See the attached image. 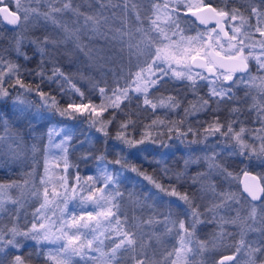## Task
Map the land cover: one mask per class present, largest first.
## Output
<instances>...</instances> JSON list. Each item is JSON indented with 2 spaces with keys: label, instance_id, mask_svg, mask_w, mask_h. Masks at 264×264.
<instances>
[{
  "label": "snow or ice",
  "instance_id": "6c2138e0",
  "mask_svg": "<svg viewBox=\"0 0 264 264\" xmlns=\"http://www.w3.org/2000/svg\"><path fill=\"white\" fill-rule=\"evenodd\" d=\"M10 2L11 0H9ZM20 3L21 0H16L17 8L12 10L5 3V0H0V14L3 16V21L16 29L26 27L31 15H41L35 8L30 10L25 8L22 18L19 14L21 12ZM62 3V7H55L54 4H50V11L42 14L44 19H51L54 24H57L55 14L68 10L77 11L72 8L71 0H62ZM97 3L101 8L106 7L104 0H97ZM121 5L127 9L126 0H121ZM119 6L117 5V7ZM154 7L157 14L155 19L151 20L152 27L147 30L137 29V32L141 33V41L138 43L133 42L132 33L124 28L117 29L114 35H108L102 31L101 17L103 13H100L98 16L84 15V29L90 33V35H86L87 44L83 43L80 29L69 31L62 24L59 27L66 33L64 40H57L50 36L29 40L28 43L33 45L40 55V63L34 70H22L19 64L10 59L6 60L3 55H0V101L10 96L9 87L19 86L27 92L32 91L31 86L25 85L23 81V71H27L29 75L38 76L42 82L46 80L50 83H60L61 81L71 83V78L56 66L55 55L50 49H58L63 43L71 40L79 52L90 58L89 45L93 43L96 37H103L105 40L118 38L121 44L125 43V37H127L129 52L135 50L137 54L145 56L144 64L140 65L139 71L134 73V79L133 74H129V79L133 81L135 86L133 87L126 80L124 86H121L117 81L116 87L112 89L106 90L104 87H99V93L103 98L99 105L93 104L90 100L88 103H69L66 108L58 109V112L61 117L87 113L91 125L96 127L98 132L103 133L106 140L115 139L120 142L123 146L121 152L125 148L143 151L139 146L144 145L146 141L150 140L152 143L160 141L159 137L153 138L148 132L143 133L140 139H136L133 135L136 121L131 119L130 114L127 119L117 124L113 136L108 126L115 122L116 110L122 111L121 105L125 102L131 104L133 99L139 101L138 108L150 109L153 113L158 108H167L169 111L179 108V101L176 97L156 95L172 78L188 81L189 87L194 92L199 87L198 82H205L209 91L206 98L201 97L199 99L200 108L213 113H215V109L212 108V104L218 108L220 104L226 101H234L236 97L233 90L239 89L241 85L246 89L250 86L256 87L260 93L264 94V76H254L249 66L250 62L254 61L257 73L264 72V24L261 23L264 22V10L253 6L248 10L249 15L245 16L240 9L230 8L228 0H224L223 7L214 6L212 3H207L206 0H197L195 4L188 3L185 5L186 14L190 13L191 16L196 17L200 24L205 26L206 31L199 32L195 36H184L183 30L179 28L175 19L180 15L176 7L169 9L168 4L165 3L162 14L160 4H156ZM79 15L83 14L80 13ZM162 17L163 24L161 23ZM253 18L256 20L255 24L251 22ZM137 20L139 21V15H137ZM104 22L106 23V20ZM210 22H214L215 26L207 28ZM173 27L176 28V31H171ZM170 31L171 35H169ZM256 34L259 35V39L255 38ZM177 36H179L178 39L175 38ZM23 47V37H16L14 44L16 56L17 58L23 57L27 61L30 57L23 51ZM46 63L53 64L51 75L47 73ZM13 77H15V84H9ZM6 84L8 87H5ZM60 87L63 90L62 83H60ZM72 88L81 97L84 96V93L76 88L75 84H72ZM36 91L44 99L45 104H49L50 101L51 105H55L54 97L44 93L39 86H37ZM109 91L111 95H108ZM247 95L246 92L245 96L247 97ZM12 107L14 110L5 114L3 105L0 104V125L3 126L5 133L10 126V121L15 123L18 120L35 119V117H30L27 114L26 107H18L15 102ZM109 109L113 110L111 118H104L103 114ZM253 109L257 112L258 122L262 125L261 131H264V120L260 119L264 116V106L254 105ZM185 113H188V109H185ZM240 113L239 107L231 108L232 119L226 122H222L219 116L214 114L212 120L207 123V127L203 130L205 138L219 134L234 140L241 149H247L249 146L244 142L246 129L240 127L237 130L235 127L236 124L240 123L237 119ZM163 124L164 121L153 119L150 125L144 127L154 128ZM130 129L132 131H129ZM174 130L180 137H185L189 132L194 135L198 134L190 127L186 132L183 131L180 124H177ZM168 131L172 132L173 129L169 128ZM62 133L63 138L55 144V147L66 153L65 145L71 136L65 133L63 129L58 130L55 127L49 129L48 141L51 144L53 136H60ZM258 138L264 141V136ZM3 139L4 137L0 136V143L3 142ZM160 143L162 144V142ZM261 151L264 152V147ZM100 159L103 160V157ZM210 159L213 161L209 164L210 170L216 168L224 171L219 164L215 163V154ZM113 163L123 167L126 161L118 158ZM68 167L67 159H65L64 170L67 171ZM131 171L144 176L161 193L176 197L188 206L191 223L186 227L184 220L178 222L179 247L174 249L176 259L169 262V264H186L188 255L192 252L188 245L192 243L196 224L201 222L200 217L203 215L199 211L198 205L195 204V193L190 194L187 191L181 192L179 190V182L183 179L181 173H176L174 177L170 176L169 179L174 178L177 183L166 188L157 182L153 176L141 172L136 167H132ZM163 171L165 175L168 174L167 169ZM48 172V161L45 160V177L40 180L41 185H43V203L34 213L31 227L27 230H19L13 224L7 231L0 228V264H26L21 255L13 254V250H19L22 247L18 237L35 240L38 243L48 242L57 245L54 250L47 252V259L52 264H74V257L77 256L84 261V264H119L120 257L118 254L121 252L132 253L130 258L134 264H155V262L149 261L147 253L142 251V245L140 246L141 251L137 252L140 237L132 230V226L127 224L126 219H120L118 198L123 197V193L117 187L120 183V173L114 174L105 166L99 177L89 176L84 184H79L80 178L77 176L75 178L77 183H73L71 187H68L67 179L61 175L57 183L64 191H57L56 184H53L50 192L49 184L51 181L46 179ZM198 177L203 179L205 175L197 174V177H193L194 184L198 182ZM252 179L255 180L256 177ZM98 182L101 185L99 187L96 186ZM6 187L8 186L0 184V193H3ZM244 190L252 201L258 202V205L254 204L251 207L246 218L255 222L257 209L259 208L260 212L264 213V187L259 184L245 185ZM77 193H79L78 207L80 209L78 213L76 211L67 212L62 209L59 216H56L54 212L52 217L46 213L42 215V210L47 206L67 205L68 201L74 198ZM32 195L39 196L40 193L33 191ZM231 199L230 195L222 194L220 203L214 207H227L228 201ZM4 206V198L0 196V212L4 210ZM260 220L264 223V215H261ZM225 223L235 224L236 220L225 221ZM168 230L171 231V229ZM260 231L264 236V228H261ZM226 235L227 233L221 232V238ZM105 240L111 241L110 251L102 250L105 247ZM206 248L207 244L201 242L199 251L204 252ZM242 250L247 252L248 264H264V241L253 246L248 244L243 236L238 241L235 253L222 256L215 264H235L236 255ZM95 253H99V259L94 255ZM172 255L173 253H169V257Z\"/></svg>",
  "mask_w": 264,
  "mask_h": 264
},
{
  "label": "trees",
  "instance_id": "16d2710c",
  "mask_svg": "<svg viewBox=\"0 0 264 264\" xmlns=\"http://www.w3.org/2000/svg\"><path fill=\"white\" fill-rule=\"evenodd\" d=\"M25 1L30 5V8L38 10L41 14L39 15L40 18H32L24 29L21 28V33L18 34L16 32L17 29L8 30L0 25V55H3L6 60L10 59L14 63L19 64L22 70H34L40 63L39 53L28 41L36 37L43 38L44 36L64 40L66 33L59 27L61 24L66 26L69 31L80 29L83 43L87 44L86 35H90V33L84 29V15L98 16V14L103 13L101 17L102 31L108 35H114L117 29L124 28L132 33L133 42L138 43L141 41L139 40L141 33L137 32V29H148V22L153 15V7L159 3H169L167 0L166 2L165 0H126L127 9H124L123 5H121V0H104L106 5L104 8L99 6L97 0H71L72 8L77 11L68 10L55 14L58 23L54 24L51 19L45 20L42 14L50 11V4H54L55 7H62V0H45V3H40L43 0ZM242 1L244 2L243 8L240 5ZM258 1L260 0H228V6L230 8H238L245 14L253 6L260 8L257 4ZM206 2L212 3L217 7L224 6L221 5L224 0H206ZM5 3L12 10L15 9L13 0L10 3L9 0H5ZM188 3L185 1L184 4L175 6L180 13L178 24L179 28L183 30L184 36H195L194 34L196 33L194 32H202L204 27H197L192 18L182 16L181 10H185V5ZM117 5L120 6L117 7ZM168 7L169 9L173 8L172 4L168 5ZM80 13L83 15H79ZM137 15H139V21L137 20ZM105 20L106 23L104 22ZM151 27L152 25H150L149 29ZM108 30L111 31L109 32ZM16 37H23V51L30 57L29 60L26 61L23 57L17 58L14 51ZM175 38L178 39L179 37ZM89 48L91 50L90 58L79 52L71 40L63 43L58 49H50L55 55L56 66L71 78V83L60 82L63 84V90L60 87V83H50L46 80L42 82L38 76L29 75L27 71L22 72V78L25 85L31 86V92H27L19 86L9 87L10 96L3 102L0 101L5 114L14 110L10 108L8 103L10 98L15 95L26 99L27 102L30 101L31 106L40 108L41 112L39 119L18 120L15 123L10 121L7 133H5L3 126L0 125V136H3L4 141L11 146L10 163L3 161V155L0 153V183L12 184L13 182H20L30 172V168H33V164L37 165V168L45 164L46 157L52 153L49 148L50 143L47 135L51 125L66 127L67 133L71 136L70 141L66 145L67 152L64 156L69 165L67 177L76 175V177L85 178L92 176L96 178L100 176V173H95V171L99 167L105 166L114 174L120 173V183L117 185L123 193V197L118 199L120 216L122 212L130 221H133L134 217L143 219L150 214H161L171 216L177 221L183 217L185 224L188 223L189 215L191 222V214L187 205L176 197L161 193L144 176L132 172V167H136L141 172L153 176L157 182L166 188L177 183L174 178L169 179V177H174L176 173H181L183 179L179 182V190L181 192L187 191L190 194L195 193V204L198 205L199 211L203 213L202 216L206 219L208 218L204 211H207L210 207V190L226 188V181L224 180L228 178L226 172L231 171L232 176L230 183H228L229 188L226 191L233 194L240 192L236 179H238L241 172H253L256 177L258 176L257 179L259 181L264 180V155L253 157L251 155L240 154L238 156L235 154V157L227 159L226 165L222 166L224 171L206 169V167H201L197 163L198 161L206 163L207 159H202L198 155L208 152L212 145L221 146L222 142H228L225 137L219 134L205 138L203 130L207 127V123L212 120L214 114L218 115L222 122H226L232 119L230 109L239 107L241 113L237 119L240 123L235 125L236 129L238 127L252 126L249 122L257 115L253 106L262 104L260 96L264 97V94L251 86L243 90L236 89V99L234 101H226L220 104L218 108L215 104H212L215 113L200 108L199 99L201 97L206 98L208 92L207 90L201 92L203 90L202 87H205L203 82H198L199 87L194 92L189 87L188 81L168 80L169 84L167 82L156 95L176 97L180 106L173 111L163 108L162 111L156 110L153 113L150 109L138 108L137 104L139 101L135 99H133L131 104L125 102V104L121 105L122 111L116 110L115 122L108 127L114 136L117 124L127 119L130 114L131 119L136 121L135 132L133 133L136 139H140L143 133L148 132L151 137H159V141L162 142L161 144L160 142L152 143L150 140L146 141L144 145L139 146L143 151L125 148L121 152L123 146L120 142L115 139L106 140L103 133L98 132L96 127L91 125L90 120L87 118V113L84 115L74 114L72 117H61L58 109L66 108L69 103L81 104L88 103L90 100L93 104L99 105L103 99L99 93V87H104L106 90L112 89L116 87L117 81L121 86H124L126 80H128V83L131 80L129 79V74L131 73L134 76V73L139 71V66L143 65L146 59L144 55L137 54L135 50L129 52L127 37H125L124 44H121L118 38L105 40L103 37H96L93 43L89 45ZM45 68L48 75H51L53 64L46 63ZM9 84H15V77L9 81ZM72 84H75L76 88H79L84 93L83 97L74 91ZM37 86L44 93L55 98V105H51L50 101L49 104H45L44 99L36 91ZM5 87H8V84ZM246 92L248 93L247 97L245 96ZM108 95H111L110 91ZM185 109H188L187 114ZM112 111V109H109L108 112H105L103 114L104 118H111ZM46 113L47 115L44 116ZM153 119L162 120L164 124L154 128H145L144 126L150 125ZM177 124H180L185 132L190 127L198 134L194 135L189 132L185 137H180L174 130ZM169 128H172L173 131L169 132ZM129 131L132 130L130 129ZM101 157H103V160L100 159ZM118 158L126 161L123 167L113 163ZM260 158L263 159L261 164L258 163L261 160ZM164 169L168 170L167 175L164 174ZM197 174H204L205 178L200 179L198 177V182L194 184L192 178L197 177ZM207 182L212 184L211 189ZM244 199L246 198L244 197ZM146 205H150L149 209ZM13 210V206L10 208L4 207L0 216V227L3 225L2 228H9L14 224L12 222L16 214L13 213ZM182 210L188 211V215L187 213L182 215ZM21 218L23 217L19 216L18 220H16L19 223L18 225H24V223H21L23 221ZM260 226L264 228V224ZM202 227L205 230L208 229V225H202ZM195 228L198 230L197 226ZM197 230H195V233ZM205 236L207 237V235ZM231 252L229 250L228 253ZM17 254L22 256L26 264H52L47 259L44 248H38L34 244L22 245ZM74 264H84V261L80 257L74 258Z\"/></svg>",
  "mask_w": 264,
  "mask_h": 264
},
{
  "label": "rangeland",
  "instance_id": "374dc122",
  "mask_svg": "<svg viewBox=\"0 0 264 264\" xmlns=\"http://www.w3.org/2000/svg\"><path fill=\"white\" fill-rule=\"evenodd\" d=\"M167 1L169 2L168 5L172 4L173 7L178 6L180 4H184L185 1L187 3L189 2L193 4L197 2V0H167ZM40 3H45V0L40 1ZM159 4L161 5V14H162L164 4L162 3H159ZM243 4H244L243 1L240 2V5L242 6V8L244 7ZM257 4L260 6V9L264 10V0L258 1ZM13 5H15L14 10H16L17 8L16 0H13ZM221 5H224V3H222ZM20 8H21V12L19 14L21 15L22 18H23V9L25 8L29 10L32 9L30 8V5H28V3L25 0L24 1L21 0ZM248 10L247 12H245V14L243 13L245 16L249 15ZM185 11L186 9L181 10V14H183V12ZM156 14L157 13H156L155 7H153V15L150 17V20L148 22L149 27L151 25V20L155 19ZM36 17L40 18L39 15L38 16L31 15L29 21H31L32 18L36 19ZM175 19L177 22L180 21V18L178 17H176ZM251 22L255 24L256 23L255 18H253ZM161 23L162 24L164 23L163 17H162ZM261 23L264 24V22H261ZM165 26L167 27V25ZM197 27H200V26H197ZM24 28L25 27H23V29ZM207 28H212V27L207 26ZM20 31H21V28L17 29L16 31L17 34L21 33ZM171 31H176V28L173 27ZM171 31L169 32V35H171ZM205 31H206V28H204V31L202 32H205ZM194 33L197 34L199 33V31L194 32ZM255 38L259 39V35L256 34ZM139 40H141V37ZM249 66H251L252 68L251 73L254 76H264V72L257 73L256 64L254 61H251ZM133 79H134V76H133ZM171 80H177V79L172 78ZM129 83L132 84L133 87L135 86L132 80H130ZM203 83L205 87H202L203 90H201V92H205V90L209 91L207 84L205 82ZM244 88L245 87L241 85L239 89L243 90ZM253 88L257 89L256 87H253ZM233 91L235 92L236 89H234ZM14 102L18 105V107H26L27 114L29 116L35 117V119H39L41 109L33 108L31 106L30 101L27 102L26 99L21 98L19 95L12 96L8 103L11 109H13L12 106ZM20 102H23V103H20ZM157 110L162 111L163 108H158ZM46 115L47 113L44 116ZM260 119L264 120V116L260 117ZM249 124L252 126L244 127L246 129V132L244 134V142L249 146L247 149H241L240 146L236 144L234 140L225 138V140H228V142H222L221 146L212 145V147L208 149V152L198 155L202 159L203 158L207 159L206 161L202 160V161H205L206 163L200 162V161L198 162L196 161V162L199 163L201 167H204V168L206 167V169H209V164L213 162L212 159L210 158H212L213 154H215V163L219 164L222 168V166L226 165V162H227L226 160L229 158L235 157L234 156L235 154L238 156H240V154L241 155L245 154L246 156L251 155L253 157L263 156L264 152H262L261 149L262 147H264V141H262L258 137L264 136V131H261L262 125L258 122L257 115L253 117V119L251 120V122H249ZM53 127L57 128L58 130L63 129L64 132L67 133L66 127L51 125V128ZM237 130H239V127ZM62 138H63V133L60 136H55V135L53 136L52 143L49 146L52 153L46 157L48 161V168H49L48 176L46 177V179H49L51 181V183L49 184L50 192L52 190L53 184H56L57 191L59 192L64 191V189L60 187L57 183L61 175H63L67 179L68 187H71L73 183H77L75 179L76 175L67 177L68 175L67 171L64 170V160H65L64 156L66 153L55 147V144L59 143V141ZM69 141L66 142V145ZM10 148L11 146L8 145V143L4 141L3 139V142L0 143V153H2L3 155L2 160L7 161L8 163L11 162L9 159L11 158ZM260 159L261 160L258 162L259 164L263 163V159L262 158ZM37 167H38L37 165L33 164V168H30L29 170L30 172L20 182H16V183L13 182L12 184L0 183V184L8 186L5 188L3 193H0V196L4 198V201H5L4 207L6 206L9 208L12 206L14 207L13 213H15L16 215L14 216V221L12 223H14L19 230H27L28 228L31 227V223L33 222V219H34V213H36V210L39 209L41 203H43V185H41L40 180L41 178L45 177V173H44L45 164H43L42 167H39V168ZM103 168L104 167H99L95 171V173L101 174ZM212 169L218 170L215 168H212ZM226 175L228 177L227 179L226 178L224 179L226 181V182L224 181L226 188L221 189V190L219 189L210 190V193H211V196H210L211 201H209L210 207L208 208L207 211H204V214L207 215L208 219L201 216V219H200L201 222L196 224V226L198 227V230L195 228L197 232L192 237V243L188 245V247L192 249V252L189 253L186 264H209V262H211V264H215L214 262L218 256L217 254H220L224 251H229V250L232 251L231 252L232 254L235 253V248L238 244V241L242 238V236H243V239L248 244H251L253 246H255L257 243L261 241H264V236H262L261 231H260L261 229L260 225L264 224L261 222L260 217L261 215H264V213H261L258 208L257 209V219L255 222H253L251 219H246L254 203L251 204L248 200H246L247 198L244 199L242 192L233 194L232 192L230 193L229 191H226L229 188L228 183H230V178H232L231 171L226 172ZM88 177L89 176L85 178L79 177L80 179L78 183L84 184L87 181ZM238 179H236L237 184H239ZM260 182H261V185H263L264 187V180L262 179L260 180ZM208 185H210V189H211L212 184L208 183ZM96 186L99 187L101 185L98 184ZM33 191L39 192L40 195L39 196L32 195ZM222 194L230 195L232 199L228 201L227 207L215 208L214 206L220 203V196ZM78 201H79V193H77L74 198L70 199L67 205L59 204L58 207L56 205L47 206L44 210H42V215L46 213L48 216L52 217L53 212H54L56 216H59L61 214L62 209L67 212L76 211L78 213L80 211L78 207ZM149 206L147 207L148 209H149ZM210 209L211 211H209ZM185 213H187L188 215V211L186 212L185 210H182L181 214L184 215ZM0 216H1V212H0ZM19 216L23 217L21 218L23 219L21 223H24V225L23 224L18 225L19 223L16 222ZM120 219L121 220L126 219L127 224L129 226H132V230L136 232L137 235L140 237V239L138 240L137 252L141 251L140 246L142 245V251L147 253V257L149 261H153L155 262V264H169L171 260L176 259L175 254H174V249L179 247V237L177 235L178 222L180 220H185L183 217L182 219L180 218V220L177 221L171 216L169 217V216L161 215V214H157V215L150 214L147 218L145 217L141 219L138 217H134L133 218L134 220L130 221V219L128 220L124 216V214H122L121 212ZM187 220H188L187 221L188 223L186 225L188 226L191 223L189 215H188ZM231 220H236V223L235 224L225 223V221H231ZM202 225H208V229L205 230L202 227ZM2 226L3 225H1L0 228H2ZM9 228L4 227L3 229L7 231V229ZM168 229H171V231H169ZM221 232L227 233V235L221 238ZM205 235H207V237ZM18 239L21 240L22 245L34 244L35 246H38V248L43 247L44 253H46V255L48 251L54 250L55 247H57V245L51 244L48 242L38 243L35 240L24 239L20 237H18ZM201 242H204L207 244V248L204 252L199 251V245ZM110 245H111V241L105 240V247L102 250L110 251ZM18 251H20V249L13 250V254H17ZM169 253H173V255L169 257ZM94 255L97 257V259H99V253H95ZM118 255L120 257L119 264H134V261L130 258L131 255H133L132 253L121 252ZM74 258H79V257L77 256ZM235 264H248V256H247L246 250H242L240 253L236 255Z\"/></svg>",
  "mask_w": 264,
  "mask_h": 264
},
{
  "label": "water",
  "instance_id": "95a60500",
  "mask_svg": "<svg viewBox=\"0 0 264 264\" xmlns=\"http://www.w3.org/2000/svg\"><path fill=\"white\" fill-rule=\"evenodd\" d=\"M183 17H187V18H192L193 19V21L195 22V24L197 25V26H200V27H204L205 28V26L204 25H202V24H200V22H199V20H197L196 19V17H193V16H191V14L190 13H187L186 14V11L185 12H183V15H182ZM0 25L2 26V27H6L8 30H15V27L14 26H12V25H9V24H7V22L6 21H3V16H2V14H0ZM208 26H211V27H214L215 25H214V22H210L209 24H208ZM247 173V175H245ZM253 177H256L252 172L251 173H249V172H243V173H241V175H240V177H239V179H238V181H239V185H240V189H239V191H241L242 193H243V195L249 200V201H252L251 200V197H249L248 196V194H247V192H245V185H256V184H259L260 186H261V184H260V182H259V180H257V179H255V180H253L252 178ZM257 178V177H256ZM262 187V186H261ZM254 203H258V202H255V201H253ZM225 256V255H224ZM222 257V256H221ZM221 257H219L216 261H218Z\"/></svg>",
  "mask_w": 264,
  "mask_h": 264
},
{
  "label": "flooded vegetation",
  "instance_id": "af4514ba",
  "mask_svg": "<svg viewBox=\"0 0 264 264\" xmlns=\"http://www.w3.org/2000/svg\"><path fill=\"white\" fill-rule=\"evenodd\" d=\"M250 70H252V68H251V66H250ZM237 90H241V89H237ZM261 98H260V102L262 103L261 105L262 106H264V97H262V96H260ZM241 173H243V172H241ZM241 173H240V175H241ZM250 173V172H249ZM253 173V172H252ZM256 176V175H255ZM240 177V176H239ZM257 179V178H256ZM258 180V179H257ZM260 182V181H259ZM261 184V183H260ZM262 187H263V185H261ZM239 188H240V185H239ZM241 192V191H240ZM243 194V193H242ZM244 196V195H243ZM245 197V196H244ZM246 198V197H245ZM248 200V199H247ZM249 201V200H248ZM251 204L252 203H254L253 201H249ZM254 204H258V203H254ZM227 252V253H226ZM226 252H224V253H220V254H217L218 256H217V258H216V260L219 258V257H221V256H224V255H232V253H228L229 251H226ZM216 260H215V262H216ZM214 262V263H215Z\"/></svg>",
  "mask_w": 264,
  "mask_h": 264
}]
</instances>
